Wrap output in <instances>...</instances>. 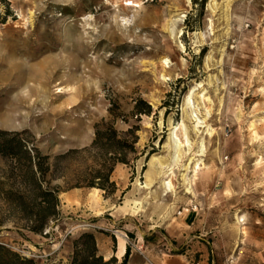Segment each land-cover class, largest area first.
Segmentation results:
<instances>
[{
	"label": "rangeland",
	"instance_id": "rangeland-1",
	"mask_svg": "<svg viewBox=\"0 0 264 264\" xmlns=\"http://www.w3.org/2000/svg\"><path fill=\"white\" fill-rule=\"evenodd\" d=\"M127 1L0 0V131L25 145L0 154V244L28 264H73L90 232L108 264L124 259L120 238L160 264L199 240L209 264H264V0ZM96 123L136 128L111 192L76 185L100 162L82 150ZM174 126L175 188L162 191L156 159L175 152ZM24 149L50 156L59 189L40 231ZM190 157L194 194L181 180ZM192 205L198 221L184 228Z\"/></svg>",
	"mask_w": 264,
	"mask_h": 264
},
{
	"label": "trees",
	"instance_id": "trees-1",
	"mask_svg": "<svg viewBox=\"0 0 264 264\" xmlns=\"http://www.w3.org/2000/svg\"><path fill=\"white\" fill-rule=\"evenodd\" d=\"M2 22V21H0ZM135 127L127 130V133L121 136L112 126L103 128L101 123L95 124L94 138L88 147L82 150L88 153L96 152L100 156L98 167L91 168L90 173L83 178H79L76 185L83 184L90 187L103 189L105 192L114 190V182L110 180V174L117 161L128 162L127 156L133 150V144L137 140ZM9 135V136H8ZM129 138H127V136ZM8 136V137H7ZM24 142L18 136V132L9 133L0 131V154L6 155L13 152L14 148L20 149L24 147ZM75 149H70L65 153L53 155L54 162L60 158L70 154ZM28 163L29 181L27 184L33 186L31 197L38 207L37 224L32 228L40 231L46 218L55 213V206L58 203L57 192L58 187H50L49 180L45 179V174L49 169L46 161L49 155H40L35 149V154L31 155L26 149L23 151ZM111 153V154H110ZM35 169L32 170L33 168ZM37 175V176H36ZM53 176H55L53 174ZM129 255V247L127 246L124 259L121 264H126ZM73 264H108L103 261V257L97 254L96 240L92 233L85 232L76 241V249L73 257ZM30 260L21 259V257L10 248L0 244V264H28Z\"/></svg>",
	"mask_w": 264,
	"mask_h": 264
},
{
	"label": "crops",
	"instance_id": "crops-1",
	"mask_svg": "<svg viewBox=\"0 0 264 264\" xmlns=\"http://www.w3.org/2000/svg\"><path fill=\"white\" fill-rule=\"evenodd\" d=\"M198 214L199 210H191L185 211L181 214V224L185 227H188L190 225L196 224L198 221ZM158 227V226H156ZM186 232V230H184ZM183 237H187V232L185 235H182ZM197 236V235H196ZM200 238L199 236H197ZM205 242L207 241H194L192 244L191 249H186L180 253H175L174 255H168L167 253H163L160 257H158V261L160 264H209L207 262V254L205 253L207 250ZM170 244L169 241L162 242L163 247H167ZM125 245V244H124ZM127 246L123 248V250L119 253V246L117 247V252L115 254V257L119 260L125 255ZM148 260H147V259ZM150 258L146 256L145 254L140 255L134 251L129 252L128 255V261L129 264H149Z\"/></svg>",
	"mask_w": 264,
	"mask_h": 264
},
{
	"label": "bare ground",
	"instance_id": "bare-ground-1",
	"mask_svg": "<svg viewBox=\"0 0 264 264\" xmlns=\"http://www.w3.org/2000/svg\"><path fill=\"white\" fill-rule=\"evenodd\" d=\"M188 1H190V0H188ZM229 2H230V0H226V2H225V5H226L227 9H228ZM127 3L128 4H132L133 1L129 0V1H127ZM162 76H163V78L165 77L164 74ZM57 89H58L57 91L61 92L62 89H64V88L60 87V88H57ZM250 126L253 127L252 128L253 130L255 129L254 122H251ZM170 130H171V134L173 133V135L175 136V142H176L175 148H176V150L173 153V155L170 156V161H168L167 163H163L159 159H156V166L158 168V174H159V177H160L159 182H160V187L162 188V191H171V190H174V188H175V186L173 185L171 176H173L175 174L173 165L176 164L174 162H177L179 157H180L179 146L182 144V140H180V138L176 134L177 127L174 126ZM209 132L211 134V131H209ZM254 132H256V131H254ZM183 135L185 137L186 142L188 143L189 139H188V136L186 134V129L185 128H184V131H183ZM192 163H193V165H191ZM198 164H199V160L198 159H194V157H192V158L190 157L188 159V162L184 163L183 172L181 173V180H182V183L185 186L186 192H188V193H193L194 194V191H193V188H192V177L194 176V172H195V169L198 167ZM191 171H193V174L190 175ZM135 184L139 188H143L146 185H148L147 182L145 184H142L139 180H136ZM94 190H98V189L94 188ZM236 218H237V222L238 223L243 221L242 216H237ZM124 247H125L124 239L120 238V241H119V253L123 250Z\"/></svg>",
	"mask_w": 264,
	"mask_h": 264
},
{
	"label": "built area",
	"instance_id": "built-area-1",
	"mask_svg": "<svg viewBox=\"0 0 264 264\" xmlns=\"http://www.w3.org/2000/svg\"><path fill=\"white\" fill-rule=\"evenodd\" d=\"M189 209H191V210H196L197 209V206L196 205H192V206H190V207H183L180 211H179V213H182V211H188Z\"/></svg>",
	"mask_w": 264,
	"mask_h": 264
}]
</instances>
